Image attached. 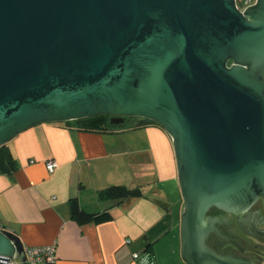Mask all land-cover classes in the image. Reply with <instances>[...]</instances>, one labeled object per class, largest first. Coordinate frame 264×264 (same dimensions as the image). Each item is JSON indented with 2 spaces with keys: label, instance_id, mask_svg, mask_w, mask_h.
Segmentation results:
<instances>
[{
  "label": "water",
  "instance_id": "water-1",
  "mask_svg": "<svg viewBox=\"0 0 264 264\" xmlns=\"http://www.w3.org/2000/svg\"><path fill=\"white\" fill-rule=\"evenodd\" d=\"M99 115L170 135L186 264H254L206 239L264 198V0H0V146ZM24 249L0 229V264Z\"/></svg>",
  "mask_w": 264,
  "mask_h": 264
},
{
  "label": "crops",
  "instance_id": "crops-1",
  "mask_svg": "<svg viewBox=\"0 0 264 264\" xmlns=\"http://www.w3.org/2000/svg\"><path fill=\"white\" fill-rule=\"evenodd\" d=\"M6 145L17 167L0 170V223L25 247L54 244L58 264H136L133 253L145 251L157 264H186L177 161L160 125L131 117L111 132L43 123ZM112 186L140 194L103 198Z\"/></svg>",
  "mask_w": 264,
  "mask_h": 264
},
{
  "label": "flooded vegetation",
  "instance_id": "flooded-vegetation-1",
  "mask_svg": "<svg viewBox=\"0 0 264 264\" xmlns=\"http://www.w3.org/2000/svg\"><path fill=\"white\" fill-rule=\"evenodd\" d=\"M238 8V0H236ZM255 1L250 0L244 10ZM207 216L214 219L215 227L206 242L215 250L236 257H242L254 264L264 263V198L243 214L242 220L236 215L213 207Z\"/></svg>",
  "mask_w": 264,
  "mask_h": 264
},
{
  "label": "trees",
  "instance_id": "trees-1",
  "mask_svg": "<svg viewBox=\"0 0 264 264\" xmlns=\"http://www.w3.org/2000/svg\"><path fill=\"white\" fill-rule=\"evenodd\" d=\"M129 119H131V117L125 118L124 123L118 126L110 124V117L106 115H99L70 122L76 123L78 128L85 131L114 132L122 129L125 126V122ZM143 121H147L148 123L159 126V124H157L156 122L148 119H143ZM16 167L17 163L13 158L10 150L7 148V145L0 146V170L2 172L11 173ZM136 194H140V191L137 189H130L124 186H112L101 193L103 198L114 200H123L124 198H128L129 196ZM72 209L76 217H80L83 213V211L79 208L76 203H73ZM102 218L104 219L105 217L102 216Z\"/></svg>",
  "mask_w": 264,
  "mask_h": 264
},
{
  "label": "built area",
  "instance_id": "built-area-1",
  "mask_svg": "<svg viewBox=\"0 0 264 264\" xmlns=\"http://www.w3.org/2000/svg\"><path fill=\"white\" fill-rule=\"evenodd\" d=\"M57 166L58 164L55 161L47 163V169L50 172L54 171ZM2 228L0 223V229ZM127 243H130V240ZM132 258L136 264H157L153 255L146 251L133 253ZM17 259H20L23 264H58L56 246L54 244L25 247L22 255L15 254L8 264H16Z\"/></svg>",
  "mask_w": 264,
  "mask_h": 264
},
{
  "label": "rangeland",
  "instance_id": "rangeland-1",
  "mask_svg": "<svg viewBox=\"0 0 264 264\" xmlns=\"http://www.w3.org/2000/svg\"><path fill=\"white\" fill-rule=\"evenodd\" d=\"M253 1H256V0H253ZM245 3H246V0H238V5L241 9H243L245 7V5H246ZM16 264H23V263L21 262L20 259H17Z\"/></svg>",
  "mask_w": 264,
  "mask_h": 264
}]
</instances>
